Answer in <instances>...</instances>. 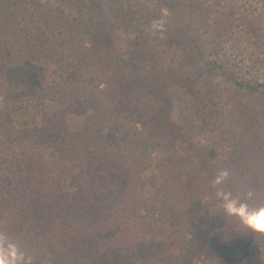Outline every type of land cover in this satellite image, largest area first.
Instances as JSON below:
<instances>
[{"label":"trees","instance_id":"1","mask_svg":"<svg viewBox=\"0 0 264 264\" xmlns=\"http://www.w3.org/2000/svg\"><path fill=\"white\" fill-rule=\"evenodd\" d=\"M69 1L95 17L79 32L0 13V231L33 264H260L264 236L223 212L212 181L227 168L226 189H253L264 201V83L225 74L261 101L238 108L249 117L237 148L221 159L214 149L197 150L176 122L172 89L188 77L150 66L157 49L174 47L201 71L224 68L222 34L202 41L209 0H161L155 10L132 12L115 0ZM164 7L170 15L160 39L148 27ZM120 30L136 36L118 47ZM43 62L56 66L61 82L47 84ZM28 98L59 108L20 129ZM71 116L84 119L80 129H71Z\"/></svg>","mask_w":264,"mask_h":264},{"label":"rangeland","instance_id":"2","mask_svg":"<svg viewBox=\"0 0 264 264\" xmlns=\"http://www.w3.org/2000/svg\"><path fill=\"white\" fill-rule=\"evenodd\" d=\"M109 1L112 3L114 0ZM115 1L125 12H132L134 5L155 10L161 0ZM1 2L5 3V9L3 11L1 9V14L5 17L15 14L12 22L30 24L34 20L43 21L50 24L53 32L54 20L57 21L60 30L67 32L72 30L79 32L82 27L92 24L95 20L91 9L80 12L69 0H0V7ZM208 8L212 14L209 25L205 27L206 31H202L204 34L202 41L205 42L206 39L208 41L210 38L208 36L215 31L216 34H222L224 50L220 51L217 61L225 60L224 68L214 67L201 71L192 64V59L185 57L174 47L157 49V63L150 66L160 64L159 67L170 70L173 76L188 77L187 85L172 89L176 122L185 132L192 134V144L197 150L204 153L214 149L213 154L218 151L221 159H228L229 153L237 148L235 139H241L242 127L249 117L248 115L242 117L238 108L241 112H247L245 108L252 102L258 106L261 99L256 94L234 85L225 74L235 71L239 80L243 79L252 85L264 83V0H209ZM135 36V33L129 32L128 35L124 30H120L115 33L114 41L120 47L124 46L127 38L130 40ZM251 50L254 52L252 59L249 57ZM41 67L44 69L47 84L61 82L63 76L56 73V66L53 63L43 62ZM58 108L53 101H46L41 105L35 98H28L24 110L16 120V126L20 129L38 127ZM197 109H200L199 113ZM234 112L236 116L233 115ZM236 120L240 126L234 123ZM83 121L82 118L71 116L69 126L73 130H78L82 127ZM232 130L236 131L235 141L227 140L229 131ZM144 194L152 197L153 190L147 188ZM261 257H264V251H260L259 259Z\"/></svg>","mask_w":264,"mask_h":264},{"label":"clouds","instance_id":"3","mask_svg":"<svg viewBox=\"0 0 264 264\" xmlns=\"http://www.w3.org/2000/svg\"><path fill=\"white\" fill-rule=\"evenodd\" d=\"M169 15L168 8L160 9V16L154 19L148 27L153 37L164 38ZM229 177V170L224 168L216 172L212 181L216 189L215 197L221 202L223 212L229 217L238 219L250 233L264 236V201H258L259 193L253 189L236 194L226 189L225 185ZM0 264H33V257L22 251L5 232L0 231ZM246 264H257V261L249 258ZM260 264H264V257L260 258Z\"/></svg>","mask_w":264,"mask_h":264}]
</instances>
